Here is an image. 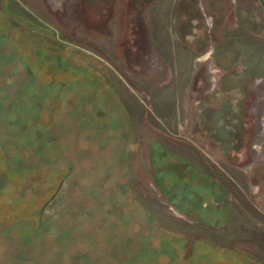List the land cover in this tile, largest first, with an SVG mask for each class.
Wrapping results in <instances>:
<instances>
[{
    "label": "rangeland",
    "instance_id": "1",
    "mask_svg": "<svg viewBox=\"0 0 264 264\" xmlns=\"http://www.w3.org/2000/svg\"><path fill=\"white\" fill-rule=\"evenodd\" d=\"M0 264H264V0H0Z\"/></svg>",
    "mask_w": 264,
    "mask_h": 264
}]
</instances>
